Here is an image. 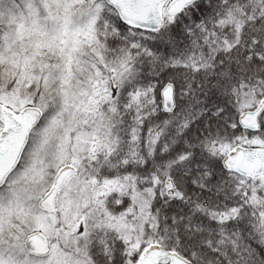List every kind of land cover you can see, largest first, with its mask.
I'll return each mask as SVG.
<instances>
[{
  "label": "snow or ice",
  "instance_id": "obj_1",
  "mask_svg": "<svg viewBox=\"0 0 264 264\" xmlns=\"http://www.w3.org/2000/svg\"><path fill=\"white\" fill-rule=\"evenodd\" d=\"M0 264H264V0H0Z\"/></svg>",
  "mask_w": 264,
  "mask_h": 264
}]
</instances>
